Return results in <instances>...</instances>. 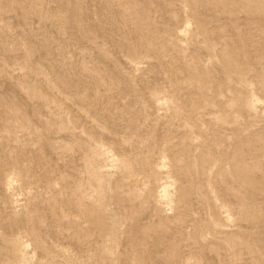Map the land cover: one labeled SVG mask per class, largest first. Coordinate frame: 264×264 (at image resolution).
Instances as JSON below:
<instances>
[{"label": "rangeland", "instance_id": "rangeland-1", "mask_svg": "<svg viewBox=\"0 0 264 264\" xmlns=\"http://www.w3.org/2000/svg\"><path fill=\"white\" fill-rule=\"evenodd\" d=\"M0 264H264V0H0Z\"/></svg>", "mask_w": 264, "mask_h": 264}]
</instances>
